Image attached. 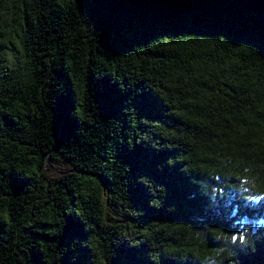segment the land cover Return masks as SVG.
Instances as JSON below:
<instances>
[{
    "label": "trees",
    "instance_id": "16d2710c",
    "mask_svg": "<svg viewBox=\"0 0 264 264\" xmlns=\"http://www.w3.org/2000/svg\"><path fill=\"white\" fill-rule=\"evenodd\" d=\"M0 264H264V0H0Z\"/></svg>",
    "mask_w": 264,
    "mask_h": 264
},
{
    "label": "snow or ice",
    "instance_id": "6c2138e0",
    "mask_svg": "<svg viewBox=\"0 0 264 264\" xmlns=\"http://www.w3.org/2000/svg\"><path fill=\"white\" fill-rule=\"evenodd\" d=\"M237 212H238V209H233V215H236ZM237 238L240 239L241 241H243L245 239L243 234H241L239 237H237V236L232 237L233 240H236Z\"/></svg>",
    "mask_w": 264,
    "mask_h": 264
},
{
    "label": "clouds",
    "instance_id": "9594fccd",
    "mask_svg": "<svg viewBox=\"0 0 264 264\" xmlns=\"http://www.w3.org/2000/svg\"><path fill=\"white\" fill-rule=\"evenodd\" d=\"M241 242H243V241H241Z\"/></svg>",
    "mask_w": 264,
    "mask_h": 264
}]
</instances>
